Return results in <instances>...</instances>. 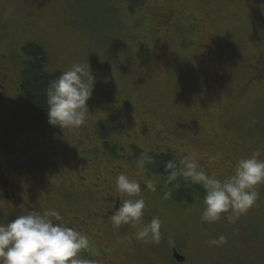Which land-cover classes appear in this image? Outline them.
<instances>
[{
	"label": "rangeland",
	"instance_id": "rangeland-1",
	"mask_svg": "<svg viewBox=\"0 0 264 264\" xmlns=\"http://www.w3.org/2000/svg\"><path fill=\"white\" fill-rule=\"evenodd\" d=\"M159 3L160 0H145L131 13L127 0H0L2 63L10 58L20 61L23 59L21 48L34 42L46 49L48 71L56 69L63 72L70 69L73 63L88 62L96 77L92 96L87 102L92 116L83 127L72 131L55 128L44 133L26 130L16 140L12 146L14 153L8 154V157L20 170L9 171L6 168V176L12 182H18L14 179L16 174L17 177H41L45 181L48 177L54 180L59 174L70 177L77 174L78 168L90 162L98 164L108 161L129 167L134 163L130 151L132 146L146 152L151 149L148 127L153 122L148 112L151 107L150 95L154 92L162 98L174 97L165 87L174 89L178 86L179 92H182V83L175 76L176 69L182 70V51L177 53L172 61L175 65H172L169 40L155 36L153 21L149 19V12ZM250 5L253 7L252 19L254 21L258 16L257 28L264 35V0H250ZM217 14L216 11L210 12L205 19L208 25L202 23L207 28L206 32H210L209 38L216 36L217 41L223 42L229 34L232 40L250 35V29L245 34L235 31L234 28L244 27H232L233 22ZM188 29L181 27L180 36ZM231 30L233 32L229 33ZM172 39L176 41L174 37ZM160 77L171 80L165 85L160 84ZM14 81L18 88V76ZM10 96V106L15 107L19 93L15 91ZM127 105L132 107L129 109ZM263 112L264 107H261L257 114ZM11 115L12 111L5 113L6 121L10 120ZM5 122L0 127V140L4 139ZM102 123L103 129H118L107 141L114 143V157L107 154L98 140L96 128ZM237 129L229 125V131L233 133L237 134ZM215 131L221 138L229 139L220 129L215 127ZM164 133L167 137L156 143L169 147L177 162L182 154L203 156L207 148H220L217 140L201 142L196 146L189 139L190 136H183L182 130L172 126ZM237 137L264 151V117ZM6 160L0 150V163L7 166ZM211 163L218 165L217 160ZM200 166L220 179L230 175L229 172L217 174L210 171L211 165L205 160ZM142 177L152 180L157 186L153 198L159 202L158 212L161 215L158 217L162 221L161 229H164L165 240L159 245L161 250H167L165 246L180 240L178 230L187 235L188 248L198 256L196 264H253L264 261V194L260 198L263 200L262 206L252 207L235 223H228L223 217L216 223H204L201 221L204 190L199 185L187 182L193 185V197L188 201L176 202L173 195L164 198L168 185L163 176ZM19 182L25 183L27 178ZM177 182L182 186L186 181L179 179ZM220 235L226 236L227 243L220 246L207 244L209 239H216ZM182 246L178 252L188 258L189 253H185Z\"/></svg>",
	"mask_w": 264,
	"mask_h": 264
},
{
	"label": "flooded vegetation",
	"instance_id": "flooded-vegetation-1",
	"mask_svg": "<svg viewBox=\"0 0 264 264\" xmlns=\"http://www.w3.org/2000/svg\"><path fill=\"white\" fill-rule=\"evenodd\" d=\"M252 9L250 0H160L149 12L155 36L169 40L171 62L182 51V70H175L176 79L182 83V92H179L178 86L174 89L165 87L174 97L162 98L154 92L150 95L151 107L148 112L153 122L148 127L152 147L147 153L152 157V165L165 157L176 161V156H172L169 147L156 143L162 142L164 136L167 137L164 131L170 126L182 130L183 136H190L189 139L196 146L201 145V142L218 141L217 146L220 148L210 147L203 156H193L199 164L204 160L210 163V171L217 174H231L237 160L250 157L259 149L237 137L244 134L252 123L264 117V112L257 114L264 107V35L257 28L258 16H255L254 21L252 19ZM212 11L233 22L232 27H244L234 28L235 31L245 34L250 29V35H242L232 40L229 34L223 42L217 41L216 36L209 38L210 32H206L207 28L202 23H206L205 19ZM181 27L190 29L180 36ZM232 32L233 30L229 33ZM172 37L176 41L173 42ZM19 63L14 58L5 63L0 59V127L8 119L5 118V113H10L13 109L10 106L11 93H19ZM15 76H18V88L15 87ZM169 80V77L161 78L160 84L165 85ZM127 106L129 109L132 107ZM229 125L238 128V135L229 131ZM215 127L229 139L221 138ZM4 131L6 133V129ZM198 134L200 136L196 137ZM133 147L140 154L146 152L135 146L131 148ZM0 150L7 158V166L0 163V221L9 222L30 211L55 209L61 213L63 223L76 227L89 236L90 248L81 255L97 260L99 264L197 263L198 256L188 248L187 235L183 231L177 230L180 240L165 246L167 250H161L159 245L165 240L164 229H161V240L158 244H145L136 239L137 228L131 225L117 228L112 225L110 209L114 205L118 207L126 198L120 196L115 187L116 177L120 173L141 183L140 195L146 202L143 223L146 224L153 217L161 215L158 212L159 202L153 198L154 192L144 187L146 180L142 177L145 175L150 178L154 175L148 170H140L137 160L129 164V167L108 161L85 163L77 169V174L69 175L70 177L59 174L54 180L48 177L47 181L35 175L17 177L16 174L14 179L18 182H12L6 176V168L9 171L16 168L5 151L4 140H0ZM130 151L132 152L131 149ZM261 152L264 154V151ZM184 156L186 155L182 154L179 159ZM260 158L264 159V155ZM215 160L218 165L211 163ZM201 170L205 168L201 167ZM162 176L165 182L166 176ZM26 178L27 182H19ZM186 183L182 185V198L188 201L193 197V185ZM258 191L260 195L254 207L262 206L263 200L260 198L264 194V185L259 186ZM137 198L140 197L133 199ZM181 244L185 253H189L188 258L178 252ZM173 250L183 257L182 263L172 259ZM253 264H264V261Z\"/></svg>",
	"mask_w": 264,
	"mask_h": 264
},
{
	"label": "clouds",
	"instance_id": "clouds-1",
	"mask_svg": "<svg viewBox=\"0 0 264 264\" xmlns=\"http://www.w3.org/2000/svg\"><path fill=\"white\" fill-rule=\"evenodd\" d=\"M95 80L88 62L73 63L70 69L51 80L45 89L48 124L68 131L83 127L92 116L87 102L92 96ZM261 156L258 149L250 157L237 160L231 174L223 179L201 170L193 156L186 155L178 162L168 160L164 169L167 173L165 182L171 187L164 198L179 191L181 185L177 181L183 179L204 190L202 222L216 223L223 217L228 223H235L259 199L258 187L264 185V159ZM146 162H153L152 157L141 152L137 167L147 171ZM115 187L120 196L126 198L118 207L114 205L110 209L112 225L117 228L131 225L138 229V241L158 244L162 221L157 216L143 223L146 202L140 195L141 183L120 173ZM144 187L152 192L157 190L152 180H146ZM62 221L61 213L55 209L30 211L9 222L0 221V264H99V261L81 255L90 248L89 236ZM225 243L224 235L207 241L209 246Z\"/></svg>",
	"mask_w": 264,
	"mask_h": 264
},
{
	"label": "trees",
	"instance_id": "trees-1",
	"mask_svg": "<svg viewBox=\"0 0 264 264\" xmlns=\"http://www.w3.org/2000/svg\"><path fill=\"white\" fill-rule=\"evenodd\" d=\"M145 0H127L128 9L131 13L144 3ZM22 61L19 64V97L14 107L10 120L5 122L6 133L4 135L5 150L12 154V146L16 140L26 131L44 133L55 127L48 124L47 104L45 89L48 83L56 79L62 72L58 70L48 71L49 61L46 49L43 45L29 42L21 48ZM103 123L96 128L98 140L103 144L104 149L110 157L116 154L114 143L107 142L111 134L116 133L117 128L104 127ZM134 160L140 157V153L133 147L131 148ZM171 160L165 157L162 161H156L155 165L150 162L145 163V168L154 176H167L164 171L165 163ZM171 185H168V189ZM177 193V194H176ZM176 194V195H175ZM182 186L179 191H173L176 202H182Z\"/></svg>",
	"mask_w": 264,
	"mask_h": 264
},
{
	"label": "water",
	"instance_id": "water-1",
	"mask_svg": "<svg viewBox=\"0 0 264 264\" xmlns=\"http://www.w3.org/2000/svg\"><path fill=\"white\" fill-rule=\"evenodd\" d=\"M172 258H173L176 262H178V263H182V262L184 261V259H183L181 256H179V255L176 253L175 250H173Z\"/></svg>",
	"mask_w": 264,
	"mask_h": 264
}]
</instances>
